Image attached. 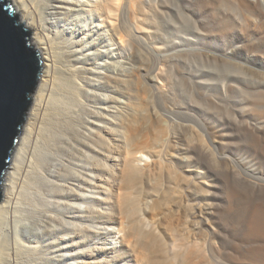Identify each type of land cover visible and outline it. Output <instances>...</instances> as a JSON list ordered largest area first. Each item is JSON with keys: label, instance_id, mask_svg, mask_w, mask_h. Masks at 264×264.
<instances>
[{"label": "bare ground", "instance_id": "6f19581e", "mask_svg": "<svg viewBox=\"0 0 264 264\" xmlns=\"http://www.w3.org/2000/svg\"><path fill=\"white\" fill-rule=\"evenodd\" d=\"M10 1L31 32L42 71L3 177L0 264H97L84 245L97 236L110 241L113 234L120 236L123 253L135 264H188L190 257L210 264L202 247L163 227L155 204L132 194L145 179L160 177L166 182L162 201L180 190L188 193V185L194 197L202 199L194 208L201 225L221 211L218 184H208L198 174L191 189L188 175L163 167L161 155L154 157L151 168L140 164L139 154L145 156L150 138L159 140L164 132L159 119L143 116L136 107L132 113L130 99H122L129 95L123 83L126 66L136 60L128 58L127 46L156 34L151 30L157 20L159 27L171 26L170 0ZM178 1L186 7L187 0ZM240 4L254 17L264 13L262 0ZM114 51L118 59L108 62ZM165 66L149 77L160 97L169 88ZM244 129L257 148H264L262 115ZM183 152L184 159L201 165L208 156L203 147ZM107 250L96 249L115 253ZM255 259V264H264V253H256Z\"/></svg>", "mask_w": 264, "mask_h": 264}, {"label": "rangeland", "instance_id": "374dc122", "mask_svg": "<svg viewBox=\"0 0 264 264\" xmlns=\"http://www.w3.org/2000/svg\"><path fill=\"white\" fill-rule=\"evenodd\" d=\"M170 2L171 26L159 27L157 20V27L150 29L156 34L127 46V57L136 60L126 66L123 83L129 95L122 99H130L132 113L136 107L143 116L159 119L163 128L159 129L164 136L150 138L145 156L139 154L140 164L151 168L154 157L161 155L163 167L188 175L191 189L198 174L206 183L218 184L221 211L201 225L194 208L202 199L195 198L188 185V193L180 190L162 201L159 195L165 193L166 182L160 177L145 179L132 194L155 204L163 227L202 247L210 264H255L256 253H264V148H257L244 128L264 117V13L250 15L240 0H187L186 7L177 0ZM114 52L108 62L118 59ZM140 65L144 69H138ZM163 65L169 97L167 93L160 97L149 80L155 74L151 71ZM26 123L27 117L24 127ZM194 147L206 150L204 165L184 159L183 151ZM113 235L110 241L97 236L83 248L97 264H135L123 253L120 236ZM99 246L115 253H99ZM188 264H201V259L190 257Z\"/></svg>", "mask_w": 264, "mask_h": 264}, {"label": "water", "instance_id": "95a60500", "mask_svg": "<svg viewBox=\"0 0 264 264\" xmlns=\"http://www.w3.org/2000/svg\"><path fill=\"white\" fill-rule=\"evenodd\" d=\"M30 35L10 0H0V201L3 177L42 71L41 56L31 45Z\"/></svg>", "mask_w": 264, "mask_h": 264}, {"label": "snow or ice", "instance_id": "6c2138e0", "mask_svg": "<svg viewBox=\"0 0 264 264\" xmlns=\"http://www.w3.org/2000/svg\"><path fill=\"white\" fill-rule=\"evenodd\" d=\"M11 6H8V8H6V10H10Z\"/></svg>", "mask_w": 264, "mask_h": 264}]
</instances>
